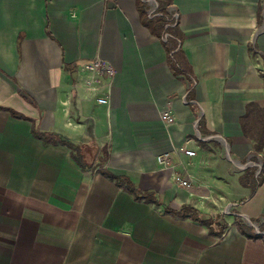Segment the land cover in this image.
<instances>
[{
	"label": "crops",
	"instance_id": "0c3cea01",
	"mask_svg": "<svg viewBox=\"0 0 264 264\" xmlns=\"http://www.w3.org/2000/svg\"><path fill=\"white\" fill-rule=\"evenodd\" d=\"M159 3L180 13L168 42L144 0H0V264H264V240L236 224L210 235L101 173L202 210L204 185L230 191L219 171L241 173L255 152L240 120L248 104L264 108V0ZM176 54L189 77L171 67ZM98 56L117 71L106 106L74 87L78 65ZM212 138L227 143V163L203 146ZM189 141L195 158L181 154ZM174 168L191 190H178ZM236 205L263 218L264 184Z\"/></svg>",
	"mask_w": 264,
	"mask_h": 264
},
{
	"label": "rangeland",
	"instance_id": "374dc122",
	"mask_svg": "<svg viewBox=\"0 0 264 264\" xmlns=\"http://www.w3.org/2000/svg\"><path fill=\"white\" fill-rule=\"evenodd\" d=\"M117 72V71H116ZM117 75V74H116ZM264 76V73H263ZM116 78V77H115ZM79 81V79H78ZM82 91H84L81 88ZM211 139H207V141H209V143L203 142V146H205V144L209 145L207 146V148L212 152V154L216 157L217 160H219V158L223 161V163H227V161L232 158L231 154L227 155L225 152H223V150L225 149L221 143L216 139V138H212ZM206 140V139H205ZM205 143V144H204ZM204 149V148H203ZM201 156V155H199ZM226 157V158H225ZM257 158V160H256ZM227 159V160H226ZM250 162L255 163L256 165L250 166V167H246L245 172L238 173V168L235 167V165L231 166V173L228 174L225 171L220 172V175H217L218 177H220L221 179H224V177L221 174H226V178L228 180V183L230 184V188L231 190L225 193V190H222V186L218 185V188H215L214 186H212L211 183H207L209 186H205L203 187V190L205 193H203L201 196H197V201L202 205V210H200L199 208V212L201 213L203 218H211V217H218V220L216 218V226L220 225L221 227H217L219 230H215V227L212 226V229H210V235H215V236H219L222 237L223 236V231L224 228L223 227H227V229L229 227H231L232 224H236L239 228H241L242 232L244 234H246V236L250 239H262L264 240V222H261V218H249L247 215L243 214L242 212L238 211V207L236 205V203H240L242 204H247V202L250 201V199L254 196V194L256 193L257 190H259V188L261 186H263L264 182H260V180H258L261 184L258 187H255L254 189V185H243L244 187H246L248 190L245 191L246 193L243 194H238L236 193V189H238L239 187V182L238 179L243 177V176H248V172L253 171L254 168L257 169L256 174H260L259 172V165L261 166V170L263 169V164H264V155L261 154L259 155V153L254 152L253 156L250 158ZM233 162V161H232ZM234 163V162H233ZM249 163V162H248ZM235 164V163H234ZM246 165V163H243ZM239 164H237L238 167ZM189 166H191V164H189ZM216 167L219 169V167H222L221 165L219 166V164H216ZM227 168V167H226ZM202 170L207 171L208 167H201ZM90 170L92 171V168H90ZM172 173H174L173 177H179L183 174V171H180L178 169L172 170ZM237 170V171H236ZM229 172V171H228ZM102 174H104L105 176L108 175L107 172H102ZM207 174V173H205ZM256 181V178H255ZM241 183V182H240ZM194 188H196V186L198 185L197 183H194ZM178 190H181L182 187L179 186L178 184ZM122 188H125V186H122ZM138 188H140L141 190H143L140 186H138ZM126 189V188H125ZM254 189V191H253ZM146 191V190H143ZM132 195L135 198V195L132 193ZM144 193L141 191V193L136 194V202L139 203L140 205H142L141 203H145V205H151L153 204L155 207H153L156 211L157 210H164V214L167 215H171L176 219L182 220V219H189L190 218H186V217H181L175 213L169 212V206H165L164 204L161 205H157L154 203H150L147 200H145L144 198ZM237 201V202H236ZM235 204L236 206H233ZM200 205V206H201ZM232 205V206H231ZM171 207V206H170ZM162 208V209H161ZM173 208V207H171ZM174 209V208H173ZM177 210V209H174ZM209 210H211V212L214 213L215 216H213V214L211 212H209ZM139 214L141 216V218L145 219V216L147 215L144 211V208H142L141 206H139ZM200 223V222H199ZM255 223H257V225H254ZM205 225V224H203ZM206 226V225H205ZM223 226V227H222ZM226 229V230H227ZM226 232V231H225ZM224 232V233H225Z\"/></svg>",
	"mask_w": 264,
	"mask_h": 264
},
{
	"label": "built area",
	"instance_id": "2783aa9c",
	"mask_svg": "<svg viewBox=\"0 0 264 264\" xmlns=\"http://www.w3.org/2000/svg\"><path fill=\"white\" fill-rule=\"evenodd\" d=\"M146 5L148 6L149 17L151 19L161 18L163 13L160 9L159 0H144ZM168 19L166 31L162 38L168 42L173 35L170 33L172 29L177 28L180 20V13L173 6H169L167 9ZM76 70H79L80 77L79 81H76L74 87L78 89L82 88L84 90L83 99L91 100L94 99L101 105H109L110 97L113 93L114 89V81L116 77V69L113 65L106 59L101 56L95 57L91 59L89 62L80 63ZM162 119L169 124H173L176 122L174 113L171 109V105L166 107L162 114ZM192 141H189L186 145L180 148L181 154L188 158H195L197 154V150L191 148ZM223 146L227 147V143L223 140ZM228 148V147H227ZM229 151V149H227ZM172 159L171 152H165L162 155H159L158 162L160 165L164 166V168L169 165V162ZM256 165L255 163L249 162L248 164L239 163L238 167L240 170L244 171L246 167H250ZM259 172H261V166L259 165ZM176 184H179L180 187L185 188L187 190H191L193 188V179L189 171H186L181 176L176 177ZM190 197L193 196L192 193L189 194ZM233 205V204H232ZM231 205V206H232ZM233 206H236L235 204ZM261 222H264V217L260 219ZM254 225H257L255 223Z\"/></svg>",
	"mask_w": 264,
	"mask_h": 264
},
{
	"label": "trees",
	"instance_id": "16d2710c",
	"mask_svg": "<svg viewBox=\"0 0 264 264\" xmlns=\"http://www.w3.org/2000/svg\"><path fill=\"white\" fill-rule=\"evenodd\" d=\"M165 11L162 10V12H165ZM162 16H163L162 20L157 21L158 23L155 22V24H158V28H159L158 30L160 32V35H162V32L164 31V28L166 27V21L168 19L165 13ZM175 34L177 35L178 33L176 32ZM179 55L178 56L177 54L174 56L172 55L171 67L175 71V74L177 75L184 74V75H187V77H189L190 72L188 71L186 67L182 66ZM246 109H247L246 114L240 120V123L242 124V128H243V133L245 137L250 138L251 140H254L255 152L261 153L264 155V108H262L257 103L252 102V104L247 105ZM107 158L106 160L103 161L104 163L107 162ZM256 172H257V169L254 168L253 171L248 172V176L241 177L240 182L242 183V185L247 186V185L253 184L254 189H255V187H258L262 182H264V164H263V169L261 170L260 174L257 175ZM108 176L111 179L116 180L118 186H120L121 188L122 186H125L124 182H122L118 177L110 173H108ZM255 178H256V181H255ZM258 180H260L261 183ZM125 188L130 193H133L135 195V199H136V194H139L142 191L144 193L143 196L145 200H147L148 202L154 203L157 205L162 204V202L159 199L158 194L154 191H143L140 188H138V186L131 184V183L126 185ZM167 206H169V209H168L169 212L175 213L181 217L190 218L191 220L195 222H200L202 224H205L207 227H210V229H212V226L216 224L217 220L215 218L213 217L203 218L199 210L197 208L195 209L192 206L185 205L180 210H174L173 208L170 207V205H167ZM217 227H221V226L218 225ZM223 228H224V231H223L224 233L227 227H223Z\"/></svg>",
	"mask_w": 264,
	"mask_h": 264
}]
</instances>
